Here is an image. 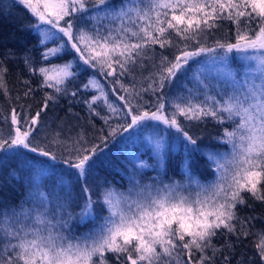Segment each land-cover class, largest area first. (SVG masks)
I'll return each mask as SVG.
<instances>
[{
	"label": "snow or ice",
	"instance_id": "6c2138e0",
	"mask_svg": "<svg viewBox=\"0 0 264 264\" xmlns=\"http://www.w3.org/2000/svg\"><path fill=\"white\" fill-rule=\"evenodd\" d=\"M14 3L24 6L35 18L29 28L38 33L40 43L46 46L50 41L55 45L46 47L41 54L43 60L50 62L48 66L35 69L31 57L24 59L29 71L42 77L41 87L52 89L55 95L46 92L43 106L34 115L20 116L13 108L10 131L6 136L0 135V174L8 170V179H0V191L11 179H19L21 166L30 174L28 198L22 204L0 202V264H112V260L115 264H181L182 255L188 257L185 264H214L220 249L213 239L218 234H231L237 239L249 235L246 221L238 213V206L246 203L242 193L264 202V0ZM222 20L235 26V41L216 40L213 46L201 43V38L206 41L208 33L220 27L218 21ZM156 45L160 49L176 47L177 52L171 59L161 53L157 62ZM68 52H74L75 57L51 63L52 58H62ZM233 53L245 71L225 72L224 85L217 94H209V85L199 76L195 77L197 95L192 90L187 96L165 92L189 61L207 56L209 61L227 67ZM146 60L151 61L152 70L144 76ZM77 61L93 70L82 85L93 93L84 103L92 116L104 120L109 131L91 141L83 132L64 139L59 132H45V138L40 139L39 131L45 127L40 124L41 115L50 101L68 94L67 83L78 75L73 70L79 66ZM7 72L0 60V91L5 95ZM109 88L122 106L109 99ZM117 90L122 94L118 95ZM30 92L31 89L25 95ZM145 94L150 99L146 100ZM71 95L77 96V91ZM101 107L110 115L102 114L98 110ZM179 117L197 123L210 117L223 126L216 139L229 151L206 154L207 166L215 173L209 184L193 179L195 155L205 153L198 143L200 138L191 135ZM113 119L117 121L114 126L109 123ZM149 121L174 129L183 138L185 155L179 167L185 181L163 180L169 149L164 138L158 137L150 141L158 166L152 182L142 183L137 178L139 170L152 165L130 152L129 162L138 170L127 193L114 186L94 192L90 179L94 158L103 150L101 145H106L110 137L134 131ZM13 161H18L17 167L12 166ZM49 161L75 170L79 194L72 182L63 177L53 191H41V181L53 167ZM25 204L29 207L25 208ZM77 207L79 212L75 211ZM97 207L107 213L103 223L76 234L74 224L92 221ZM256 235L255 247L264 262V230ZM225 246L230 247V242L226 240ZM228 259L224 257L225 261Z\"/></svg>",
	"mask_w": 264,
	"mask_h": 264
},
{
	"label": "trees",
	"instance_id": "16d2710c",
	"mask_svg": "<svg viewBox=\"0 0 264 264\" xmlns=\"http://www.w3.org/2000/svg\"><path fill=\"white\" fill-rule=\"evenodd\" d=\"M118 4L120 0H113ZM35 23V18L24 6L14 3V0H0V60L7 67V95L0 91V135H7L10 131V115L13 108L16 109L20 116L34 115L35 112L43 106L45 93H53L52 89L41 87L42 77L38 72L29 71L24 63L26 56L31 57L33 67L38 69L41 66H48L49 61L42 59V52L45 51V45L40 43V36L36 31L29 28V25ZM220 27L212 29L208 33L206 41L201 38V43H207L208 46H213L216 40L235 41V26L228 20L218 21ZM174 41H179L178 37H173ZM187 43L191 47H196L191 41ZM53 47L52 43L47 47ZM177 52L176 47L160 49L155 46V58L158 62L161 53L167 55L170 59ZM75 57L74 52L64 54L62 58H52L51 63H62L66 60H71ZM78 62V61H77ZM79 63V62H78ZM241 61L235 58V53L230 57L227 68L233 73L240 74L245 69L241 67ZM148 65L143 69V75L147 76L151 69V61H145ZM222 64L215 61H209L207 56L197 57L185 66L182 72L177 74L171 87L165 89V92L170 95L187 96L189 90H192L193 95H197L195 89L198 83L195 79L199 76L205 83L209 85V94H217L219 89L224 85V73L220 71ZM78 75L67 83L68 94H60L55 102H49L48 108L42 113L40 124L44 125L39 131V138L44 139V133L50 134L60 133L62 139L69 136H75L77 133L83 132L91 141L99 135H106L109 131L108 125L99 117L92 116L89 113L87 105L84 103L86 99H90L92 92H87L82 85L87 82L90 75L93 74L92 69H88L86 65L79 63L78 67L73 69ZM95 75L99 77V73ZM140 72H137V76ZM239 78V77H238ZM112 79V78H109ZM28 81V83H24ZM126 82L127 78H126ZM31 89L29 95L25 92ZM72 91H77V96L71 95ZM109 99L116 105L122 106V102L116 99V96L111 95V89H108ZM203 91V89H201ZM117 94H122L117 90ZM199 99H203L199 95ZM219 99L220 97L217 96ZM145 99H150L149 94H145ZM104 115H110L106 108H98ZM5 117H8L7 122ZM185 129L194 137H199L198 143L201 146L205 155L197 153L195 155L196 163L192 170L193 179L201 184L210 183L215 179V173L207 166V153L220 152L227 153L229 151L227 145H222L216 137L222 131L221 125H218L210 117L203 122H190L179 117ZM113 126L117 123L115 119L110 120ZM163 137L169 149L168 165L163 173L165 182L179 181L184 182L185 176L179 165L185 153L182 147L183 138L175 132L174 129L167 128L159 122L149 121L146 124L131 132H120L115 138H109L106 145H101L102 151L98 153L95 159V166L92 178L93 191L99 192L102 188L114 186L122 193H127L131 187L132 177L136 169L130 163L129 153H135L140 161L146 162L152 167L139 170L138 179L142 183H150L153 178L157 177L158 166L156 157L152 152L150 141L152 139ZM51 138V135L48 139ZM98 142V141H97ZM26 151V150H19ZM31 156L33 154H28ZM24 157H20L23 160ZM43 159V158H37ZM53 167L49 170L46 177L41 181L43 187L41 191L45 193L53 191L57 181L63 177L66 181L70 180L74 186V190L79 194L80 184L77 183L76 177L73 174L74 169H69L66 165L49 161ZM139 163V161H138ZM18 161H13L12 166L17 167ZM7 169L0 174V179L7 180ZM19 179H11L10 183H6L3 191H0V202L4 205L15 206L22 204L28 198L29 172L21 166V171L18 173ZM245 197V205L238 206L240 217L246 221V228L249 231L247 237L241 235L239 239L236 236L228 234L227 236L218 234L213 239V244L220 249L214 258V264H264L261 262L255 247L258 242L256 233L264 230V202L255 200L250 193H242ZM25 208L29 205L25 204ZM79 208H75L79 212ZM100 207L96 208L95 218L84 224H74L76 234L85 233L99 227L103 223V216L106 215ZM251 217L252 219H248ZM237 230H240V225L237 224ZM223 232V230H221ZM226 240L230 242V247L225 246ZM211 255V250H209ZM112 257V254H108ZM227 256L229 259L224 260ZM199 254H196V258ZM188 257L182 255L180 257L181 264H185ZM112 264L115 261L112 260Z\"/></svg>",
	"mask_w": 264,
	"mask_h": 264
},
{
	"label": "rangeland",
	"instance_id": "374dc122",
	"mask_svg": "<svg viewBox=\"0 0 264 264\" xmlns=\"http://www.w3.org/2000/svg\"><path fill=\"white\" fill-rule=\"evenodd\" d=\"M36 22V21H35ZM41 27H47V26H44V25H42ZM51 42L49 41L48 43H47V45L45 46V48L48 46V44H50ZM52 47V46H51ZM46 50V49H45ZM220 71L222 72V73H225V72H228V71H232V70H230L229 68H227V67H225L224 65H221L220 66ZM233 72V71H232ZM178 95V94H177ZM163 125V124H162ZM163 126H165V125H163ZM226 153V152H225ZM211 183V182H210ZM206 184H209V182L208 183H206ZM188 259V258H187ZM187 259H186V261H187ZM185 261V262H186Z\"/></svg>",
	"mask_w": 264,
	"mask_h": 264
}]
</instances>
